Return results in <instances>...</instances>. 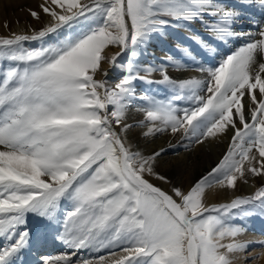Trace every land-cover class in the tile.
<instances>
[{"label":"snow or ice","instance_id":"obj_1","mask_svg":"<svg viewBox=\"0 0 264 264\" xmlns=\"http://www.w3.org/2000/svg\"><path fill=\"white\" fill-rule=\"evenodd\" d=\"M254 7L264 10V0H41L29 9L41 27L0 36V264H23L39 242L29 216L66 248L36 264H236L264 247L239 239L246 229L233 223L264 214V185L207 200L213 188L264 176V22L248 16L258 30H238ZM197 22L207 36L193 31ZM181 28L212 59L220 44L244 43L206 65L177 37L179 58L139 62L154 38ZM190 64L201 77L169 75ZM109 69L123 72L114 84ZM138 83L167 95L138 94ZM133 105L144 137L202 144L232 132L231 144L189 188L166 191L152 182L170 183L157 171L165 149L145 154L129 142Z\"/></svg>","mask_w":264,"mask_h":264},{"label":"rangeland","instance_id":"obj_2","mask_svg":"<svg viewBox=\"0 0 264 264\" xmlns=\"http://www.w3.org/2000/svg\"><path fill=\"white\" fill-rule=\"evenodd\" d=\"M226 2L229 5H232V3H233L232 6H237V7L240 4L239 2H236L235 0H226ZM40 3H41V0H0V6H2L3 13L5 14V17H4V19H2V22H1L0 36H8L13 32H16V33L27 32V31H30L32 28L41 27L42 23H38V25L35 26V23H37V21L34 20L29 15V9L39 11L38 5ZM246 14H249V15L255 17L257 13H255V11L253 13V10L251 8H249V9L245 10V15ZM46 18L47 17L44 16L42 22H46ZM244 21H246L248 24H243V29H238V30L248 31L250 27L253 30L254 27L250 24L247 17L244 18ZM261 22H264V17H263V19H261ZM23 23L27 29L25 28V30H23V31L14 30L15 25H21ZM5 25H7V26H5ZM192 27H193V31H195L197 33H202L203 35L207 36V33L204 32V30L201 27V25L199 24V22L194 24ZM1 30L2 31L4 30L6 32L3 33L4 31L2 32ZM255 30H256V28H255ZM188 35H189L188 31L181 28V29L174 30L172 32V34L169 35L166 39L154 38L152 43L148 46V51L150 54L141 58L139 62L143 65H147L153 61L156 64H160L164 60V58H166L168 55H172L176 58H179L180 54L176 51V44L178 42L177 37H179L182 41H184V43L191 45V48L194 51V53L196 54L197 59L203 61L206 65L215 64L216 62L219 61V59H221L223 56L227 55L229 51L235 50L236 47H238L239 45L244 43V41L240 40V41H236L235 43L220 44L219 46H217V53L218 54L215 56V59H212V57L209 53L203 51L202 49H199L198 46L193 44L191 41L184 40V38L187 37ZM33 46H36V45L33 44ZM156 46H160L162 48V54H156V49H155ZM111 50L114 53L119 51L118 48H112ZM120 59H121V62H123V60H125L126 57H121ZM197 68H198V65L190 64L188 68H186L185 70H181V71H177L174 68L169 67L168 72H169L170 76H172L173 78H177V79L188 78L191 75L201 77L202 74L199 73L198 71H196ZM113 72L115 73L116 69H109L108 79H109L110 83L114 84L115 82L118 81V79L123 74L121 76H119V78H117L115 81H112L109 78V74L113 73ZM180 72H182V74H180ZM150 78L160 79L161 78L160 73H158V72L153 73V74H151ZM145 91L155 93L161 97L167 95V93L163 87H159L157 85L149 86V85H146L143 83H138L137 84L138 94H143ZM245 101H247V98L244 99V102ZM246 105H247V103H246ZM141 118H142L141 114L139 112H137L136 106L133 105L132 108L130 109V111L128 112V116H127V122L129 124L133 125L132 130L128 133L129 142L134 146V148L141 150L145 154H150L153 151H157V150L162 149V148L165 149V151L162 153V155L159 159L157 171L161 175L166 176V178L170 181V183H163V182L155 180V179H152V182L154 184H156L157 186L161 187L162 189H164L166 191H170L172 187L180 186L179 183H180L181 179L184 177V173H182L181 169H180V167H181L180 163L183 161L184 157L187 158L188 164L191 165L193 163L202 162L204 159V156L200 153L197 154V152L194 151L193 148H194V146L197 145L195 142H190L188 140H181L180 136H178V135L173 136L170 133L158 134L155 136H149L150 138H152V140L162 138L163 139V141H162L163 146L161 148H156V150L154 149L152 151L147 149L145 144H146V139L149 137L142 136L141 130L138 127H136V122L138 120H140ZM230 144H231V138H230L229 143L227 144L226 150L223 153L224 155L227 152ZM224 155H222L221 158ZM220 159H219V161H220ZM217 163H215L214 166ZM212 168H209L208 170L207 169L204 170L203 174H201L200 176H195L190 181L191 183L189 184V186L187 188H189L194 182H196L198 179H200L202 176H204ZM257 178H258L259 183H257V185H255L254 188L242 189L240 187L242 184L249 185L250 187L251 186L253 187V185L251 183V181H252L251 175H248L246 180L245 179L240 180L241 183L239 182V189L237 190V193L234 197H232L229 200H227V199L226 200L225 199L219 200L218 199L217 202H212V203H225V202L231 201L233 198L238 197V196L243 197V196L252 195L261 185H264V176L257 177ZM259 178H260V180L262 178L263 181H259ZM180 187H182L183 189H187L184 186H180ZM253 217L257 218V220H259V222H261L264 219V214L256 212V213H253L247 217L236 219L233 221V223L241 225L244 227L247 219H250V218L252 219ZM28 219H29V227H30V230L33 234V238L35 236L39 237L40 244H44L46 241L47 242L49 241V244L43 247L42 254L39 256L51 255V253H53V252H56L59 255V254L66 251L65 246L60 241H58L54 238V233H53L52 229L49 228V226L47 225V223L45 221L41 220L38 217H34V216H29ZM259 222H257V223L258 224L262 223V222L261 223H259ZM56 241H57V243L55 244ZM254 249H255L254 245L249 247L248 250L245 251V259L244 260L238 259L236 261V264H254L256 262V260H258L261 257L260 253H256L255 255H249V254H251L250 252H252ZM37 261H38V256L37 257L34 256L32 250H31V247L23 253V264H36Z\"/></svg>","mask_w":264,"mask_h":264},{"label":"bare ground","instance_id":"obj_3","mask_svg":"<svg viewBox=\"0 0 264 264\" xmlns=\"http://www.w3.org/2000/svg\"><path fill=\"white\" fill-rule=\"evenodd\" d=\"M235 1L240 3V0H235ZM232 5H233V3H232ZM251 9L253 10V13H254V11H255V13H257L256 16L254 17V16H251L249 14H246L245 17L251 16L253 20L261 22V19H263V17H264V10H261L259 7H257V8L255 7V8H251ZM4 17H5V14L3 13V8H2V6H0V29H1V22H2V19H4ZM46 22H47V18H46ZM244 24H248V23L246 21H244ZM37 25H38V22L35 23V26H37ZM14 28H15L14 30H17V31H23V30H25L26 26L23 23L21 25H15ZM253 31H257V29L255 30V27H254ZM5 32L6 31H4L3 33H5ZM111 52L114 53L112 50H111ZM104 67L109 68V65L105 64ZM122 74L123 73L121 71L116 70L115 73L113 72V73L109 74V78L112 81H115ZM180 74H182V72H180ZM245 102L247 103V101H245ZM232 134H233L232 132H229L226 136H220V137L215 138V139L209 138L204 143L197 144L196 146H194V148H193L194 151H196L197 154H199V153L202 154L204 156V159L200 163H193L190 165V164H188L187 158L184 157L183 161L180 163L181 172L184 173V177L181 179V181L179 183L180 186H184L185 188H187L189 186V184L191 183L190 181L195 176H200L201 174H203L204 170H206V169L208 170L209 168H212L214 166V164L219 161L221 156L224 155L223 153L227 148V144L229 143ZM162 141H163L162 138L152 140V138L149 137L146 139L145 146L147 149H149L151 151L154 149L156 150V148H161L163 146ZM240 180L237 181V186L235 189L213 188V189L209 190L208 194H207L208 202L209 203L217 202L218 199L219 200H222V199L229 200L232 197H234L237 193V190L239 189ZM251 180H252L251 183H252L253 187L252 186L250 187L249 185H244V184H242L240 187L242 189H250V188H254V186L257 185V183H259L257 177L251 176ZM259 181H263V179L261 178V180H260V178H259ZM257 222H259V220H257V218H255V217H253L252 219L251 218L247 219L245 226H244V228L246 229V232L243 235H241L239 237V239H241V240L264 239V219L261 221L262 223L259 222L261 224H258ZM35 238H36V236L34 237V240H35ZM56 243H57V241L55 242V244ZM48 244H49V241L48 242L46 241L44 244H40V242H38V243H35L31 247V250H32L34 256H36V257L38 256V260L41 257L39 255L42 254L43 247L48 245ZM254 248L255 249L252 252H250L251 254H249V255H255L256 253L261 254V257L258 260L255 259L256 262L254 264H264V247H261L259 245H254ZM55 255H58V253L53 252L49 256H55ZM239 259L240 260L245 259V252L240 254Z\"/></svg>","mask_w":264,"mask_h":264}]
</instances>
